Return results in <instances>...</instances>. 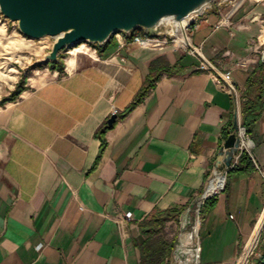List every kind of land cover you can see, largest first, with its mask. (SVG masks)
<instances>
[{"label": "crops", "instance_id": "1", "mask_svg": "<svg viewBox=\"0 0 264 264\" xmlns=\"http://www.w3.org/2000/svg\"><path fill=\"white\" fill-rule=\"evenodd\" d=\"M211 4L196 18L191 42L230 71L235 94L181 46L138 43L115 32L95 44L94 54L41 63L15 97L0 102V264H143L142 221L187 208L213 174L208 190L217 191L223 171L225 186L201 212L198 241L188 251L196 264L264 259V100H254L255 119L249 132L244 128L250 168L232 170L246 166L236 152V163L226 167L223 148L242 126L241 96L264 61L260 23L252 20L264 17V5L245 2L231 11ZM239 58L253 64L239 68ZM154 59L163 61L160 77L120 118L148 75L157 74ZM113 109L115 123L101 148L98 131ZM172 258L171 252L164 260L178 264Z\"/></svg>", "mask_w": 264, "mask_h": 264}, {"label": "water", "instance_id": "2", "mask_svg": "<svg viewBox=\"0 0 264 264\" xmlns=\"http://www.w3.org/2000/svg\"><path fill=\"white\" fill-rule=\"evenodd\" d=\"M211 0H0V13L16 21L19 31L27 37L57 36L45 60H56L59 52L70 44L89 41L101 44L116 31L135 27L156 28L165 18L179 21L191 10ZM116 114H111V125ZM239 137L232 132L223 148L229 167ZM223 148L218 159L223 157ZM225 178V174H223ZM204 196V195H203Z\"/></svg>", "mask_w": 264, "mask_h": 264}, {"label": "rangeland", "instance_id": "3", "mask_svg": "<svg viewBox=\"0 0 264 264\" xmlns=\"http://www.w3.org/2000/svg\"><path fill=\"white\" fill-rule=\"evenodd\" d=\"M213 6L214 4H211V7ZM53 42V36L50 35L38 38L24 36L19 31L16 21L9 20L3 15L0 17V102L15 97V92L24 87L25 82L30 79L32 69L42 66L41 63L46 61L45 56L51 49ZM83 42L85 43L84 47L81 46L83 49L87 46L93 48L95 44H98L89 41ZM75 46L77 44L72 45V47ZM72 53L82 52L75 51ZM72 53H65L61 50L58 56H67ZM220 173L226 176V172ZM225 182L226 177L223 179V188ZM219 192L213 195H217ZM200 200L201 198L198 197L177 218L168 220L164 225L162 232L164 240L173 241V258L171 259L173 263L196 264L194 261L195 252L188 251V246H195L198 241L197 231L201 220ZM209 207L210 203L204 205L201 211H207Z\"/></svg>", "mask_w": 264, "mask_h": 264}, {"label": "built area", "instance_id": "4", "mask_svg": "<svg viewBox=\"0 0 264 264\" xmlns=\"http://www.w3.org/2000/svg\"><path fill=\"white\" fill-rule=\"evenodd\" d=\"M245 2H250L253 4H263L264 0H219L214 1L215 6L220 7L222 5H229L230 10L233 11L243 5ZM211 8V4L205 7L199 14H197L195 17L188 19L186 22H183L182 19L179 21L172 20L170 18H165L162 20L159 25L152 29V30H146L141 27H135L133 29H130L128 31H116L117 33H123L126 32L130 34V37L133 41H136L138 43H145L150 45H160L161 43H165L170 41L173 44L179 45L182 48H184L189 54L196 56L199 59L198 63V69L207 71L212 78L221 85L222 88L226 89L230 93H237V88L235 84L229 79V70H221L220 68L216 67L209 59H207L202 52L200 51L198 46H195L191 42V31L196 26L195 20L197 17L201 16L207 9ZM0 13V17H1ZM253 21H257L260 23L259 27V34H258V45L262 46V58L264 60V17H261L260 15H253L252 17ZM227 21V17L223 18L221 17L219 19V24H223ZM177 25H176V23ZM152 31H156V34L152 35ZM160 33V34H159ZM180 35L182 37V40L177 41V35ZM159 35H162V37H159ZM167 38H164L166 37ZM74 44L66 45L62 51L65 53H72V50L75 47H79L80 49L78 51H81L82 53L89 54L95 53V48H91V46H87V48L83 49L81 46L84 47L85 43L81 42L80 44L77 43V46L72 47ZM72 47V48H71ZM83 49V50H82ZM90 49V50H89ZM89 50V51H88ZM236 66L242 69H247L249 66H251L252 60L246 59V58H239L235 62ZM117 109H113L112 114H116ZM235 134L239 137V144L236 147V157L242 150H248L251 144H248V141L251 143V140L245 135L244 127L240 126L238 124L237 128L234 130ZM236 157L233 161H231V164L229 167H231L233 164L236 163ZM255 167L258 169V165L255 164ZM215 175V174H214ZM213 175V176H214ZM212 176V177H213ZM211 177V178H212ZM211 178L207 182L205 188L201 192V195L199 196L201 198L200 203L202 204L203 201L213 196V194L219 192L223 189V185L220 189L215 191L214 193L205 194L207 185L209 184ZM225 179V178H224ZM224 184V183H223ZM204 195V196H203ZM254 264H264V259L254 263Z\"/></svg>", "mask_w": 264, "mask_h": 264}, {"label": "trees", "instance_id": "5", "mask_svg": "<svg viewBox=\"0 0 264 264\" xmlns=\"http://www.w3.org/2000/svg\"><path fill=\"white\" fill-rule=\"evenodd\" d=\"M163 68V61H161L160 59H154L150 62V69L152 70V72L154 71L157 74L148 75L145 83L138 90L131 103L128 105L125 113L119 115L120 118L124 117L126 113L132 110L134 106L144 98V96L148 92V89L160 77ZM165 70H167V68H165ZM255 85L258 86V91L256 94L253 91V86ZM20 89L21 88H19L17 92H15L16 95ZM241 98L242 100L243 98H246V101H242L243 114L241 125L245 128V132L247 133L249 132V122L255 119L256 111L255 109H252V107H254V100L258 99V103L260 102V100H264V61L259 62L258 65H256V67L254 68L253 74L250 76L249 83L247 84L246 90L242 94ZM260 108L261 107L259 105L258 114L261 110ZM250 115L253 116L249 117ZM114 123L115 121L111 125H108L106 120V122L100 127L98 135L101 139V148L105 144V131L111 128ZM239 161H244L246 166L244 168L236 166L232 168V170L236 169L243 171L249 169L250 165H252V160L246 150H242L240 152ZM213 197L214 195L206 198L203 201L199 209L200 212H202L201 208L205 205V203H209V201H212ZM183 209L184 206H180L172 207L165 211H157L149 215L147 219H144L142 221L141 228L142 231L146 234V239L139 245V251L142 257L143 264H168L164 259L170 256L173 249V241L167 242L164 240V237L162 235L163 228L168 220L177 218L181 214Z\"/></svg>", "mask_w": 264, "mask_h": 264}, {"label": "bare ground", "instance_id": "6", "mask_svg": "<svg viewBox=\"0 0 264 264\" xmlns=\"http://www.w3.org/2000/svg\"><path fill=\"white\" fill-rule=\"evenodd\" d=\"M214 1H219V0H211V1H209V2H204V3H202L199 7H197V8H195V9H193V10H191L183 19H182V21L183 22H186L188 19H190L191 17H193L194 15H197V14H199L205 7H207L208 5H210L212 2H214ZM176 21V20H175ZM176 23V22H175ZM176 25H177V23H176ZM57 38V36H53V39L55 40ZM180 40H182V37L178 34L177 35V41H180ZM75 48H78V49H80L79 47H75ZM248 144H251L249 141H248ZM217 179H215V181H216ZM213 183H212V180H211V183L210 184H208V186H207V188H206V191H205V194L206 195H208V194H211L210 193V191L208 190L209 189V187L212 185ZM223 185V184H222ZM222 187V186H221ZM220 187V188H221ZM219 188V189H220ZM212 193H214V192H212Z\"/></svg>", "mask_w": 264, "mask_h": 264}]
</instances>
